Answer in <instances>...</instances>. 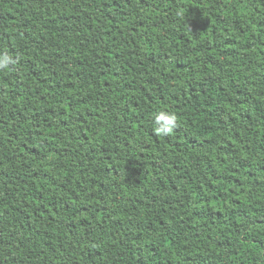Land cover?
Wrapping results in <instances>:
<instances>
[{
  "label": "trees",
  "instance_id": "1",
  "mask_svg": "<svg viewBox=\"0 0 264 264\" xmlns=\"http://www.w3.org/2000/svg\"><path fill=\"white\" fill-rule=\"evenodd\" d=\"M5 55L0 264H264V0H0Z\"/></svg>",
  "mask_w": 264,
  "mask_h": 264
},
{
  "label": "clouds",
  "instance_id": "2",
  "mask_svg": "<svg viewBox=\"0 0 264 264\" xmlns=\"http://www.w3.org/2000/svg\"><path fill=\"white\" fill-rule=\"evenodd\" d=\"M16 63L10 56L0 57V69H7L9 64ZM177 125V118L174 113L160 112L154 117V130L159 135H168L172 133Z\"/></svg>",
  "mask_w": 264,
  "mask_h": 264
}]
</instances>
